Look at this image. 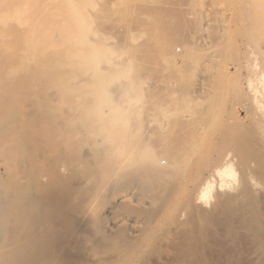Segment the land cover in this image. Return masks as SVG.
I'll return each instance as SVG.
<instances>
[{
	"label": "bare ground",
	"instance_id": "1",
	"mask_svg": "<svg viewBox=\"0 0 264 264\" xmlns=\"http://www.w3.org/2000/svg\"><path fill=\"white\" fill-rule=\"evenodd\" d=\"M2 1L19 5L15 15L6 8L0 15V264H248L254 253L264 264V0L237 6L247 11L240 38L254 42L242 50L248 121L237 131L227 130L222 111L239 89L223 76H209L215 93L206 107L181 109L204 65L188 26L209 21L205 7L189 0L102 7L144 30L142 42L124 46L131 70L114 80L123 100L116 117L110 69L87 75L91 50L76 18L91 29L89 0ZM228 40L214 44L223 49ZM99 50L108 61L106 47ZM138 53L165 66L180 106L172 120L142 132L129 121L140 123L144 111L161 115L166 103L142 86ZM92 86L98 93L89 99Z\"/></svg>",
	"mask_w": 264,
	"mask_h": 264
},
{
	"label": "rangeland",
	"instance_id": "2",
	"mask_svg": "<svg viewBox=\"0 0 264 264\" xmlns=\"http://www.w3.org/2000/svg\"><path fill=\"white\" fill-rule=\"evenodd\" d=\"M189 2L194 7H205L204 9H207L206 13L208 15L209 21L206 24L204 23V25L195 26L192 24L188 26L190 37L202 50V58L199 60V63H203L204 65L199 67L191 87L186 91L187 94H189L191 101H183L184 104L182 105L181 109L188 110L192 108L197 110L206 107L210 102V97H212V95L215 93V88H213L212 81L209 79V76H223L232 86L235 84L239 89V91L232 92L230 95V104L225 108L224 111H222L224 116L223 121L228 128L227 130L237 131L244 129L248 120L245 115L244 98L241 96L244 69L241 67L240 62L243 48H251L254 43L252 35L250 34H248V39L244 41L241 40L242 38H240L242 35V27L247 23V11L245 12V9H242L241 12V7L240 9L238 7L241 6V4L244 6L245 0H230V4H228V0H189ZM237 3L238 5H236ZM8 5H10L9 8ZM18 5L19 4L17 1L0 2V15L2 14L3 10H5V8L9 9V13L11 15H15L18 11ZM116 5H118V0L87 1L85 10L86 14L88 13L87 15L92 17V23L90 27L92 30L85 27L83 21H81L80 18H76V27L78 28L77 30H79L80 34H82L81 37L83 39L86 37V43L91 50L92 60H90V68L87 75L96 77L98 76L99 71L105 69V67L110 69L109 73L112 75V81L110 83L112 99L108 107L111 110L110 114L119 117V113L123 107V100L118 98V90L115 81L117 79H126L131 70V57L130 54L125 50L124 46L142 42L144 38V30L142 31L138 26H135V24L125 22V20L121 19L118 15L110 14L109 12L102 9L103 7L106 8V10H109L111 7H116ZM46 6L48 9L49 5ZM230 6L232 8H236L238 6V9H232ZM98 7H101L102 10H97L96 13H94V8L96 9ZM95 15L101 17L102 19L113 22V26L97 25V19L95 18ZM2 22L3 20L0 16V24H2ZM18 26L20 29H26L21 28L23 26L19 23ZM206 36H209V38L207 37L206 39ZM226 37H229L231 42L228 40L229 44L227 42L228 45H226V47L223 49L218 48L214 44L215 40ZM100 44L104 45V47H106L110 53V57L108 58L109 60L106 62L104 60H99L100 54L102 53V50H99ZM262 45L264 46V43ZM175 49L177 52H181L183 46L176 43ZM141 54L142 53H138L139 56L137 54H135L136 57L134 56L136 59L138 58L139 62L142 60L140 62L141 65L144 64L142 65L139 73L142 82L141 84L145 89L148 88L149 90H147L152 92L151 94L154 93L156 96L165 94L164 102L166 105L164 106V111L161 115H151L144 111L143 121L140 123L129 121L128 124L134 130L140 132L145 129L150 130V127H152L153 124H156L158 122L157 120L161 118L167 120V122L172 120L173 117L177 115V111L180 109V106L174 102L175 93L177 92L171 91L173 85L171 82H174L172 79L173 77L171 78V74L165 69V66L163 68V64L159 63L156 65L150 60V57H147V55L144 54L143 56ZM19 56L18 62H21L23 55L21 54ZM116 62H118L120 65H116L115 68L108 66V64ZM17 67L18 69H22L21 66ZM132 86L133 87L128 89L126 88V91L132 92L135 85ZM88 90L87 97L89 99L95 98L98 93L96 86L89 87ZM149 106L150 103L148 101H141V107L143 109H146ZM238 110L241 111V115L236 113ZM112 123L121 124L122 122L117 119L113 120ZM163 129H168L167 123L163 125ZM149 143L151 144V141ZM260 191H264V186H260ZM105 214L109 216L108 213ZM169 236L170 234L167 235V237ZM239 257L240 255L236 256V262H238ZM245 260L248 264H260L256 253L248 255ZM148 264L152 263L150 262Z\"/></svg>",
	"mask_w": 264,
	"mask_h": 264
}]
</instances>
